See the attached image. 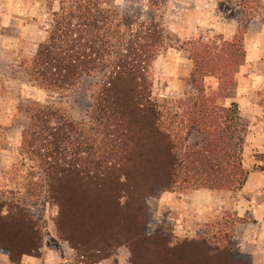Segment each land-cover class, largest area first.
I'll list each match as a JSON object with an SVG mask.
<instances>
[{"label":"trees","instance_id":"16d2710c","mask_svg":"<svg viewBox=\"0 0 264 264\" xmlns=\"http://www.w3.org/2000/svg\"><path fill=\"white\" fill-rule=\"evenodd\" d=\"M49 2H58V10L51 13V30L29 71L48 90H67L84 80L92 90L88 123L73 122L49 106L31 109L29 145L45 158L60 235L90 260L127 244L134 264H251L235 261L229 246L177 243L145 231L148 197L180 183L241 190L247 180L236 145L238 106L219 105L204 84V77L216 75L220 90L227 91L230 62L235 58L236 65L242 54L237 41L219 55L196 48V97L160 101L152 95L153 66L165 40L156 23L121 12L114 0ZM197 137L199 144L192 146ZM41 247L30 212L19 202H1L0 252L17 264Z\"/></svg>","mask_w":264,"mask_h":264},{"label":"rangeland","instance_id":"374dc122","mask_svg":"<svg viewBox=\"0 0 264 264\" xmlns=\"http://www.w3.org/2000/svg\"><path fill=\"white\" fill-rule=\"evenodd\" d=\"M114 1L121 12L139 13L142 22L156 23L163 30L164 47L153 66L156 100L178 102L196 97L192 70L198 56L194 50L207 47L210 54L219 55L224 45L237 41L242 54L236 65L235 58L230 62L233 79L227 91L220 90L216 75L204 77V84L219 105L238 106L236 145L245 170L249 174L264 164V0ZM51 4L49 0H0V203L19 202L37 220L42 235L39 252L17 264H134L127 244L115 247L108 257L90 260L60 235L55 222L58 206L49 199L45 158L29 145L31 109L35 107L55 108L76 123H88L90 118L88 80L67 90H48L29 71L51 30V13L58 10V2ZM199 141L193 138L192 146ZM240 194L242 189L180 183L147 198L145 231L177 243L190 239L229 246L235 261L249 263L251 249L241 247L240 234L247 223L256 221L251 214L236 215ZM0 264L14 263L0 252Z\"/></svg>","mask_w":264,"mask_h":264},{"label":"crops","instance_id":"0c3cea01","mask_svg":"<svg viewBox=\"0 0 264 264\" xmlns=\"http://www.w3.org/2000/svg\"><path fill=\"white\" fill-rule=\"evenodd\" d=\"M258 169L250 171L242 187L239 201L234 210L236 215L244 217L251 214L256 221L248 224L246 231H241V247L251 249V264H264V164H258Z\"/></svg>","mask_w":264,"mask_h":264}]
</instances>
